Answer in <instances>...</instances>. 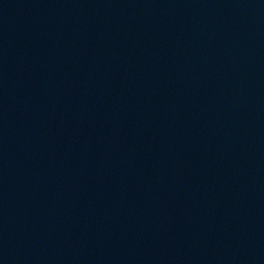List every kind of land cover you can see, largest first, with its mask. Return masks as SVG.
Here are the masks:
<instances>
[{"label": "water", "instance_id": "1", "mask_svg": "<svg viewBox=\"0 0 264 264\" xmlns=\"http://www.w3.org/2000/svg\"><path fill=\"white\" fill-rule=\"evenodd\" d=\"M0 264H264V0H0Z\"/></svg>", "mask_w": 264, "mask_h": 264}]
</instances>
